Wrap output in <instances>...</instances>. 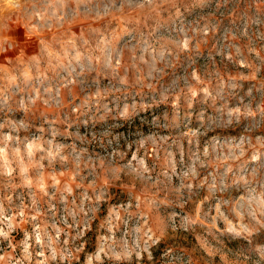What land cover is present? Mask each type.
<instances>
[{
  "label": "rangeland",
  "instance_id": "rangeland-1",
  "mask_svg": "<svg viewBox=\"0 0 264 264\" xmlns=\"http://www.w3.org/2000/svg\"><path fill=\"white\" fill-rule=\"evenodd\" d=\"M0 264H264V0H0Z\"/></svg>",
  "mask_w": 264,
  "mask_h": 264
}]
</instances>
